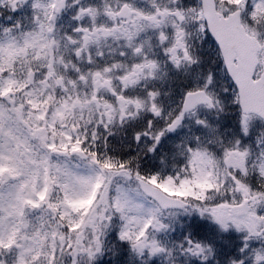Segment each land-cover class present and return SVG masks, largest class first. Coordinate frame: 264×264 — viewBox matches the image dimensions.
I'll return each instance as SVG.
<instances>
[{"label":"snow or ice","instance_id":"snow-or-ice-1","mask_svg":"<svg viewBox=\"0 0 264 264\" xmlns=\"http://www.w3.org/2000/svg\"><path fill=\"white\" fill-rule=\"evenodd\" d=\"M0 264H264V0H0Z\"/></svg>","mask_w":264,"mask_h":264}]
</instances>
